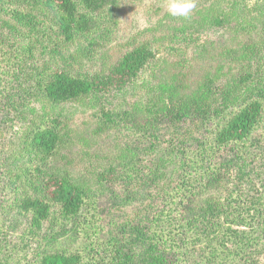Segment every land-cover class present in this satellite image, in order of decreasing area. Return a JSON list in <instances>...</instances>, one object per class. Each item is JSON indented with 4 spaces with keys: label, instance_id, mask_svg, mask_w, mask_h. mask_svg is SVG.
I'll list each match as a JSON object with an SVG mask.
<instances>
[{
    "label": "trees",
    "instance_id": "trees-1",
    "mask_svg": "<svg viewBox=\"0 0 264 264\" xmlns=\"http://www.w3.org/2000/svg\"><path fill=\"white\" fill-rule=\"evenodd\" d=\"M46 1L59 13V35L71 41L77 33L93 31L97 27L93 14L119 0ZM212 7L213 16L207 18V9L194 10L184 18L182 28L230 24L241 11L237 3L231 4L230 12L215 4ZM154 57L151 47L139 44L105 74L76 76L59 68L23 73V69L22 74L0 78V176L7 177L0 185L5 187L12 179L18 187V212L29 215L31 233L41 230L48 220L71 221V229L63 227V234L82 233L84 239L69 250H41L28 257L20 247L17 251L8 243L4 234L0 264H246V255L260 251L264 243V186L261 184L260 190L255 187L264 172L255 169L264 146L254 141L253 134L264 122V83L256 94L233 97L210 111L204 107L206 100L199 104L196 92L186 99L179 95L181 84L175 75L154 83L143 80ZM250 78L249 74L244 80ZM126 90L139 92V97L129 109L114 113L101 109L104 121L116 123L114 116L125 119L142 114L152 124L161 117L177 123L173 126L177 138L166 140L164 150L155 152L159 146L150 142L152 155L145 174L137 167L138 160L122 151L113 159L115 164L97 174L99 190L94 191L67 177L41 174L43 170L30 161L22 163L25 158L53 154L59 143L55 130L35 125L38 111L33 101L39 98L54 106ZM1 113L12 122L17 118L24 122L21 132L14 135L18 140L14 148L1 142L6 128ZM189 120L192 122L185 125ZM187 130L194 135L188 136ZM115 186L118 189L112 190ZM105 188L144 212L136 215L133 223L117 225L116 235L100 237L96 197ZM145 189L150 202L142 208Z\"/></svg>",
    "mask_w": 264,
    "mask_h": 264
},
{
    "label": "rangeland",
    "instance_id": "rangeland-1",
    "mask_svg": "<svg viewBox=\"0 0 264 264\" xmlns=\"http://www.w3.org/2000/svg\"><path fill=\"white\" fill-rule=\"evenodd\" d=\"M232 3H237L241 11L230 24L184 30V18L169 16L164 0H119L103 12L93 14L97 21L93 31L77 33L71 41H65L56 25L59 13L46 0H0V78H7L6 74H22L23 69V73L59 68L76 76L105 74L127 51L147 44L155 57L144 70L142 79L154 83L175 75L181 84L179 95L186 99L196 92L199 104L203 105L206 100L204 107L211 111L217 105L229 103L233 97L256 94L264 83V0H197L195 11L207 9L208 18L214 14L213 4L223 12H230ZM249 74L251 78L244 80ZM247 86L252 87L246 89ZM15 94L18 97L19 92ZM138 97L139 92L126 90L54 106L38 98L31 103L38 111L35 125L55 130L59 143L53 154L38 155L32 160L25 158L22 163L26 165L30 161L43 170L41 174L67 177L94 191L99 190L95 182L97 174L115 164L122 151H128L138 160L137 167L145 174L152 155L148 148L150 142H157L159 148L155 152L164 150L166 140L177 138L173 129L177 123L161 117L152 124L142 114L125 119L114 116L116 123H108L100 112L101 109L111 113L129 109ZM4 114L1 113V121L6 127L5 140L1 142L14 148L18 143L14 135L21 132L24 122L19 118L12 122ZM193 132L187 130L186 134L193 136ZM253 139L264 146V122ZM255 171L264 172V155L256 159ZM37 177L40 179L41 175ZM6 179L1 175L0 183L5 184ZM257 182L255 188L260 190L261 184L264 186V174ZM117 189L115 186L112 190ZM112 190L105 188L96 197L100 237L116 235L117 225L133 223L135 216L144 212H138L129 199L116 196ZM18 195L12 179L5 187L0 185V238L5 234L6 241L17 251L20 247L22 254L31 257L33 252L41 250H69L84 241L82 233L63 234V227L71 229V221L48 220L41 230L31 233L29 215L18 212ZM148 202L147 197L142 208ZM246 258V264H264V243L260 251Z\"/></svg>",
    "mask_w": 264,
    "mask_h": 264
},
{
    "label": "clouds",
    "instance_id": "clouds-1",
    "mask_svg": "<svg viewBox=\"0 0 264 264\" xmlns=\"http://www.w3.org/2000/svg\"><path fill=\"white\" fill-rule=\"evenodd\" d=\"M166 12L174 18H189L197 7V0H164Z\"/></svg>",
    "mask_w": 264,
    "mask_h": 264
}]
</instances>
